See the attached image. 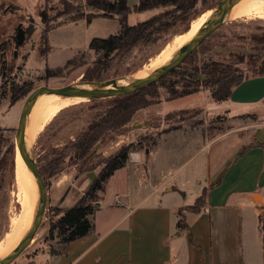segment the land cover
<instances>
[{
    "label": "rangeland",
    "instance_id": "obj_1",
    "mask_svg": "<svg viewBox=\"0 0 264 264\" xmlns=\"http://www.w3.org/2000/svg\"><path fill=\"white\" fill-rule=\"evenodd\" d=\"M72 1L76 4V9L84 11V13L88 11L83 1ZM221 1L214 2L208 10L197 8L193 15L177 21L165 33L156 37L153 42L139 45L128 54L113 55L109 60H106L102 53L91 51L89 45L95 38L105 39L110 35H115L119 31L116 19L97 17L90 22L79 20L60 25L49 34L50 51L45 55V53H41L43 48L41 35L44 29L41 12L46 8L45 12L48 18L52 20L50 21L51 26L64 22L66 17L60 16L61 1L50 0L51 5L45 7L44 0H0V242L11 230L14 220L21 211L15 184L17 154L14 146V134L22 105L27 96L41 86L60 88L72 87L78 83L123 84L129 81L134 74L141 73L151 59L161 52L170 38L182 35L189 29L193 21L213 11ZM137 2L138 0H129V7L132 8ZM160 12V10H152L140 14L134 13L128 18V24L136 25ZM18 25L23 31L32 28L31 35L21 44L15 40ZM95 62L106 64V66L101 65L96 70L93 68ZM102 67L103 69H101ZM207 68L211 70L214 77L221 73L249 76L252 72L264 68V16L238 20L227 18L220 28L208 36L174 69L173 73L164 76L156 82L153 89L149 90V93L157 92V97L150 99L149 106L152 105L153 108L144 109L140 115L133 116L125 127L107 133L94 146L90 162L97 164L114 154L122 144H132L133 150L145 154L148 150L153 149L156 141L157 135L153 133L154 129L179 125L187 127L181 128L182 130L190 131L189 127H195L201 123L206 125L205 129L198 128L199 130L193 131V133L184 132L177 139L172 138V141L177 142L178 147L169 148L165 144H162V147H157L163 149L160 153L163 157L159 161L163 172L159 175L160 179L158 181L157 179L151 180L150 185L153 183L156 185L155 182L167 179L165 186L173 187L175 200L168 199L164 187H161L158 192L152 194L153 196H148L143 202L142 208L158 203L159 199L162 204L167 205L173 204L174 201H179L183 205H192L193 199L206 185L207 177L202 164L207 158L212 164L215 158L223 152L221 143L199 151L200 140L198 137L203 133L205 141L207 135L210 138L211 133L217 135L230 127L228 125L230 122L226 120L223 113L210 110L207 114L202 109L187 108L185 105L193 101V97L197 99L201 97L200 103H204V100L209 102V90L202 87V84L208 79L202 72ZM88 79L90 80L87 81ZM191 83L194 85L190 88L199 86L201 95L197 92L194 93L196 97L193 96L194 94H190L173 101L169 99V90L178 94ZM51 95L53 94L40 96L32 108ZM109 102V99L91 100L61 109L43 126L29 146L30 156L36 165L43 166L46 161L50 160L54 151H59L69 142L74 141L94 118L101 114L103 108L110 104ZM216 105L222 106L221 103ZM178 106L179 110L176 109ZM150 119L155 122L150 123ZM193 134H195V138L191 137ZM126 137L129 139L125 140ZM232 138L234 139L236 136ZM179 141L181 145H179ZM116 145L117 148H115ZM61 167L64 168L63 173L71 175H75L78 169V165H70L67 160L62 163ZM100 168L101 166L97 167L98 170ZM143 176L144 181L138 186V191V187L130 183V195L128 201L124 203L125 206L133 207L136 205L135 201L149 195L151 188L148 185L146 173ZM58 177L45 178L44 180L46 203L42 221L25 250H28L31 245L36 246L39 241L44 242L50 253L60 252L62 248L58 245L57 239L47 237L50 226L57 220L58 208L54 207L52 199L59 193L57 190ZM181 184L184 188L176 190ZM108 187L114 189H106V192L103 193L101 202H98L101 209L115 207L114 195L118 189L117 182L111 183ZM119 192H121L120 188ZM183 192H186V198H183ZM122 200L124 198L121 195L120 201ZM96 209L89 219L92 220V227L100 231L112 222L113 212L97 211L94 215ZM119 211L121 210L119 209ZM25 250L13 264L22 262ZM39 264L45 263L40 262Z\"/></svg>",
    "mask_w": 264,
    "mask_h": 264
},
{
    "label": "crops",
    "instance_id": "obj_2",
    "mask_svg": "<svg viewBox=\"0 0 264 264\" xmlns=\"http://www.w3.org/2000/svg\"><path fill=\"white\" fill-rule=\"evenodd\" d=\"M51 33H48V42ZM196 99L193 97L186 107L199 108L207 114L210 110L221 111L230 127L217 135L211 133L210 138L207 135L205 141L202 132L198 136L199 151L221 143L223 152L212 164L208 158L202 164L206 185L193 199L192 205H183L179 201L167 205L159 199L158 203L142 208L148 196L161 187H164L168 199L175 200L173 187L165 186L167 179L150 185L151 180L158 181L163 172L159 165L163 149L157 147L162 144L169 148L178 147L172 138L177 139L184 132L205 129L206 125L189 127L190 131L182 130L186 126L179 125L154 129L157 138L153 149L145 154L139 151L130 153L125 166L115 171L106 182L103 193L106 189H114L108 186L117 182L115 207L101 209L99 203L103 193H100L94 215L97 211L113 212L111 223L100 231L92 227L88 236L70 243L66 253L61 255L51 254L44 242L39 241L36 246L31 245L25 250L24 259L17 264H264V75L242 81L232 89L229 99L221 102L222 106L216 105L218 103L210 98V94V100H204L205 104L200 103L201 97ZM151 107L154 106L145 109ZM176 109L179 110V106ZM142 111L144 109L135 115ZM191 137L195 138V134ZM99 172L96 168L77 178L67 173L58 177L59 193L52 199V204L58 208L56 219L83 196ZM144 173L151 188L149 195L135 201L133 207L125 206L130 183L140 186ZM183 188L181 184L176 190ZM200 197L203 198L202 206L191 211ZM183 198H186V192H183Z\"/></svg>",
    "mask_w": 264,
    "mask_h": 264
},
{
    "label": "trees",
    "instance_id": "obj_3",
    "mask_svg": "<svg viewBox=\"0 0 264 264\" xmlns=\"http://www.w3.org/2000/svg\"><path fill=\"white\" fill-rule=\"evenodd\" d=\"M60 1L62 4L60 16L66 17L64 22L51 26L50 21L52 20H49L45 12L46 8L41 12L44 24L41 35L43 45L41 53H45V55L49 53L48 33L60 25L79 20L90 22L94 18L101 17L116 19L119 24V31L105 39H93L89 48L95 53H102L103 58L109 60L113 55L128 54L139 45L153 42L156 37L165 33L177 21L193 15L199 7L204 10L210 9V6L217 0H138L132 8L128 6L127 0H81L88 8L85 13L76 9V4L72 0ZM50 5V0H44L45 7ZM152 10H160L161 12L136 25L130 26L128 24L130 15ZM101 65L106 66V64L95 62L93 68L98 70ZM174 71L172 70L169 74ZM202 73L208 78L202 84V87L209 90L210 98L214 102L221 103L227 101L232 89L245 79L263 76L264 68L252 72L249 76H242L237 73H221L214 77L208 68L204 69ZM155 85L156 83L146 86L132 95L109 98L110 104L103 108L101 114L97 115L74 141L69 142L59 151H54L55 153L50 160L46 161L43 166L38 167L39 174L44 181L45 178H53L64 174V168L61 165L65 160L70 165H78L75 172L76 178L101 166L100 172L83 196L72 207L63 211L61 217L50 226L47 237L57 239L58 245L62 246L60 252L51 254L61 255L66 253L70 243L82 240L90 234L92 224L89 216L97 208L96 204L100 200V193L104 192L105 184L113 173L125 166L129 153L135 151L132 144H122L114 154L97 164H92L90 159L93 155L94 146L107 133L125 127L136 112L147 108L150 105V99L157 97L156 91L149 93V90L153 89ZM192 85L194 84L191 83V85L185 86L184 90L178 94L169 90V99L174 100L199 92V86L190 88ZM202 197L190 208L191 211H196L202 206Z\"/></svg>",
    "mask_w": 264,
    "mask_h": 264
},
{
    "label": "water",
    "instance_id": "obj_4",
    "mask_svg": "<svg viewBox=\"0 0 264 264\" xmlns=\"http://www.w3.org/2000/svg\"><path fill=\"white\" fill-rule=\"evenodd\" d=\"M243 0H222L216 8L213 9V15L207 24L203 25L193 36V38L182 46L173 56L171 60L160 65L151 74L130 79L128 83L116 84V83H100L94 85V88L86 91H79L72 89V87H60V88H49L45 86L38 87L34 89L25 99L20 115L17 122V128L14 134V146L15 152L20 157L22 162L31 172L37 189L38 194V204L36 206L32 222L18 242V244L11 250L7 257L0 259V264H11L21 253L26 249V247L32 241L36 231L38 230L46 203V190L42 177L39 174L38 166L36 162L28 155L24 149V136L27 126L28 115L31 110L33 103L42 95L46 94H56L61 97L72 98V99H85L86 101L98 100V99H109L115 97H122L132 95L139 90L154 84L161 80L164 76L169 74L172 70L177 68L198 46L213 32L220 28L225 21L229 11L238 3ZM15 40L17 43H22L28 36L32 33V28L26 31L21 29L18 25L16 28ZM80 84H90V83H80ZM99 205L98 203L96 204Z\"/></svg>",
    "mask_w": 264,
    "mask_h": 264
},
{
    "label": "bare ground",
    "instance_id": "obj_5",
    "mask_svg": "<svg viewBox=\"0 0 264 264\" xmlns=\"http://www.w3.org/2000/svg\"><path fill=\"white\" fill-rule=\"evenodd\" d=\"M212 15L213 11H210L207 14L200 16L195 21H193L189 29L182 35L170 38V40L162 48L161 52L151 59V61L141 71V73L134 74L131 79L147 76L151 74L160 65L171 60L174 54L182 46L189 42L193 38L194 34L203 25L210 22ZM261 16H264V0H243L229 11L227 18L229 20H238L243 18H259ZM126 82L128 83L129 81ZM93 88V84L78 83L72 86V89L79 91L91 90ZM85 101V99H72L53 94L39 102L33 108L31 107V110L28 115L23 142L26 153L28 155L31 154L29 146L32 144L34 138L43 128V126L49 120H51L59 111H61V109ZM15 184L18 190L17 195L19 194L21 211L20 214L14 220L11 230L0 242V259L7 257L11 250L18 244V242L24 236L32 222L33 215L38 204V195L34 178L29 169L22 162L18 155L16 157Z\"/></svg>",
    "mask_w": 264,
    "mask_h": 264
},
{
    "label": "flooded vegetation",
    "instance_id": "obj_6",
    "mask_svg": "<svg viewBox=\"0 0 264 264\" xmlns=\"http://www.w3.org/2000/svg\"><path fill=\"white\" fill-rule=\"evenodd\" d=\"M17 32V31H16Z\"/></svg>",
    "mask_w": 264,
    "mask_h": 264
}]
</instances>
